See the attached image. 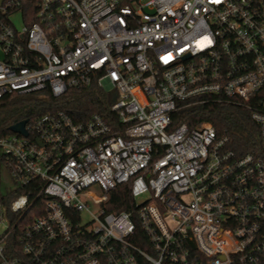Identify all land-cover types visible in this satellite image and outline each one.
Masks as SVG:
<instances>
[{
	"label": "built area",
	"instance_id": "obj_1",
	"mask_svg": "<svg viewBox=\"0 0 264 264\" xmlns=\"http://www.w3.org/2000/svg\"><path fill=\"white\" fill-rule=\"evenodd\" d=\"M92 81L119 126L58 110L0 138V264H264V157L174 125L236 98L264 149V0H0V100Z\"/></svg>",
	"mask_w": 264,
	"mask_h": 264
},
{
	"label": "trees",
	"instance_id": "obj_2",
	"mask_svg": "<svg viewBox=\"0 0 264 264\" xmlns=\"http://www.w3.org/2000/svg\"><path fill=\"white\" fill-rule=\"evenodd\" d=\"M115 101V93L105 90L97 81H92L88 87L71 89L58 97L48 91L6 96L0 100V138L11 133L9 126L22 119L32 121L40 115L58 110L64 111L75 122H84L91 115L99 114L110 125L117 127L118 118L111 109ZM183 122L190 128L201 122H210L219 136L228 138L227 146L235 153L244 155L254 152L264 157V149L258 137L259 128L251 117L250 109L245 102L236 98L212 97L204 104L184 107L175 113L174 125ZM108 201V211L134 208L135 200L130 193V184L125 183L113 190ZM36 203L40 206L42 200Z\"/></svg>",
	"mask_w": 264,
	"mask_h": 264
},
{
	"label": "rangeland",
	"instance_id": "obj_3",
	"mask_svg": "<svg viewBox=\"0 0 264 264\" xmlns=\"http://www.w3.org/2000/svg\"><path fill=\"white\" fill-rule=\"evenodd\" d=\"M1 187H2V191H3L4 193H6V191L10 190L11 187H12V183H11L10 179L5 177V179L2 180ZM146 198H147V195H145V194H143L142 196L137 197V198H136L137 203L142 204V203L146 200ZM83 218H84L85 220H88V217H87V216H83ZM3 229H4V226L2 225V226L0 227V232H1Z\"/></svg>",
	"mask_w": 264,
	"mask_h": 264
},
{
	"label": "water",
	"instance_id": "obj_4",
	"mask_svg": "<svg viewBox=\"0 0 264 264\" xmlns=\"http://www.w3.org/2000/svg\"><path fill=\"white\" fill-rule=\"evenodd\" d=\"M29 121V119H22L20 122H17L15 124H12L9 126V130L11 132L27 135L28 132L26 130V123Z\"/></svg>",
	"mask_w": 264,
	"mask_h": 264
}]
</instances>
